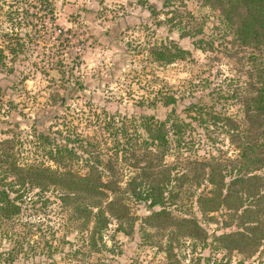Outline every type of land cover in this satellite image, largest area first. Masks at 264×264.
<instances>
[{
    "label": "rangeland",
    "instance_id": "374dc122",
    "mask_svg": "<svg viewBox=\"0 0 264 264\" xmlns=\"http://www.w3.org/2000/svg\"><path fill=\"white\" fill-rule=\"evenodd\" d=\"M48 1L0 0V46L6 53L0 67V139L14 137L17 163L54 165L45 156L43 135L72 146L74 165L113 158L115 151L117 159L126 137L131 143L141 139L138 115L163 117L174 106L187 120L189 101L244 122V98L252 82L250 49L233 38L218 9L201 0H171V7L177 8L174 21L200 25L197 36H180V28L155 24L141 0ZM146 1L160 10L157 17L163 16V0ZM116 34L117 39L111 38ZM167 40L188 53L166 64L152 60L148 45ZM16 41L21 44L18 51L8 52ZM254 54L260 62L263 52ZM76 80L85 84L83 88H76ZM61 94L68 95L62 104ZM166 94L175 97L173 104H161ZM38 116L39 124L33 121ZM201 117L191 120L183 146L172 148L165 158L176 165L174 170L187 173L186 180L173 182L176 198L170 207L173 212L194 213L209 241L213 233L241 228L247 213L264 216V165H250L244 172L258 174L262 184L239 192L242 205L234 207L233 200L229 211L221 204L208 215L201 214L196 203L206 185L205 179L196 182L201 163L224 173L227 181L241 165L225 120L213 123L207 113ZM124 165L118 160L112 168L124 167L126 174ZM28 181L16 184L18 191L24 188L19 212L9 218L0 214V264H167L159 247L171 228L143 226L141 215L147 212L143 203L130 202L131 224L109 217L102 237L105 247L95 250L97 245L92 247L87 239L92 221H83L71 203L62 202L53 184L41 180L43 187L42 182L31 186ZM192 237H180L173 264H193L210 253L199 236ZM225 253L229 264L239 260L264 264V244L250 252L222 248L216 255Z\"/></svg>",
    "mask_w": 264,
    "mask_h": 264
},
{
    "label": "trees",
    "instance_id": "16d2710c",
    "mask_svg": "<svg viewBox=\"0 0 264 264\" xmlns=\"http://www.w3.org/2000/svg\"><path fill=\"white\" fill-rule=\"evenodd\" d=\"M201 2L210 8L218 9L233 38L241 46L250 49L248 60L251 69L248 74L252 82L251 92L244 98V122L239 124L228 115L209 112L204 103L195 101H189L185 106L189 112L187 120L175 112L174 106H171L163 117L141 113L138 115L140 131L137 134L141 138L139 143H131L126 137V141L120 146L119 158L116 159L118 153L115 151L113 158L109 156L102 161L97 158L92 161L86 160L83 166L72 163L71 154L74 152L72 146L65 142L61 144L52 141L46 135H43L44 153L46 158L54 163L53 166L44 161L17 163L13 152L15 139L5 137L0 139L1 216L9 218L19 212V200L24 188L18 191L16 184H23L28 179L31 186L40 182L42 187L45 183L53 184L62 202L71 203L72 210L78 217H82L83 221H92L87 239L92 247L97 245L95 250L105 247L102 237L103 230L110 222L109 217L120 222L127 219L129 224L133 222L134 219L130 215L132 201L145 205L147 212L141 215L143 226L171 228L164 243L159 247L168 260L167 264H173L178 260L175 246L179 245V239L184 235H191L192 238L199 236V240L203 241V248L210 249L208 255L197 257L193 264H229L228 254L225 253V257L216 255L220 249L250 252L264 244V216L260 218L258 215L247 213L241 228L213 233L210 240L206 241L205 230L194 213L173 212L170 207L176 198L173 182L177 179L186 180L187 173L174 170L176 165L165 157L171 155L172 148L183 146L191 120L200 121L203 113H207L213 123L224 119L229 125L227 130L237 147L241 165L228 175L230 179L227 181L224 173L213 169L208 163H201L196 173V182L205 179L206 185L204 193L196 197L199 212L208 215L221 204L229 211L228 208H231L229 202L233 200L234 207L242 205L243 200L239 192L249 190L251 185L262 184L258 174L247 175L244 172L250 165L257 166L253 168L264 165V0H201ZM140 3L154 16L155 24L167 23L171 28H180V36H197L201 32L200 25L193 27L191 22L179 25L173 20L177 8L171 7V0L162 1L161 5L165 8L161 11L162 17H157L160 10L155 9L154 4L146 0H141ZM169 13L171 14L168 15ZM61 31L59 27L58 32ZM111 38L117 39L118 36L112 35ZM199 40V37L195 39L196 42ZM16 43L15 47L10 46L7 51L13 53L18 51L21 44L18 41ZM7 44L9 43L7 42L5 46H8ZM196 47L204 48L199 43H196ZM4 51L5 49L0 46V67L4 64L6 56ZM254 51L263 52L260 62ZM147 53L152 60L166 64L184 58L188 49L180 47L173 40H167L150 43ZM62 72L64 73L65 69H62ZM75 84L76 88H83L85 85L78 80ZM58 96L59 103L62 104L68 95ZM174 101L173 95H162L161 104H173ZM33 121L39 124L41 117L38 116ZM15 124H18L17 121ZM118 160L126 165V174L122 173L124 167H119V171L112 168ZM205 167H209L208 171H205ZM10 174L15 176V179H7ZM228 224L225 223L224 226ZM237 264L254 263H243L239 260Z\"/></svg>",
    "mask_w": 264,
    "mask_h": 264
}]
</instances>
